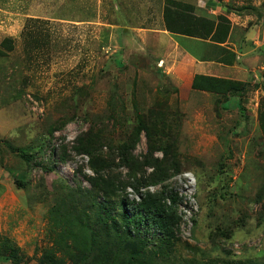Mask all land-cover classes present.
<instances>
[{"label": "rangeland", "instance_id": "374dc122", "mask_svg": "<svg viewBox=\"0 0 264 264\" xmlns=\"http://www.w3.org/2000/svg\"><path fill=\"white\" fill-rule=\"evenodd\" d=\"M182 5L219 21L225 40L189 37L186 56L140 31L165 30L164 9ZM219 5L198 13L178 0H0V264H49L47 255L73 264L82 246L51 211L89 188L86 149L127 180L123 143L133 145L129 164L150 161L143 179L168 174L149 192L166 187L181 199L172 236L148 237V264H264V0ZM196 76L224 82L196 90ZM139 123L149 137L136 139ZM120 202L109 201L116 218Z\"/></svg>", "mask_w": 264, "mask_h": 264}, {"label": "trees", "instance_id": "16d2710c", "mask_svg": "<svg viewBox=\"0 0 264 264\" xmlns=\"http://www.w3.org/2000/svg\"><path fill=\"white\" fill-rule=\"evenodd\" d=\"M189 10H192V7L184 5L179 8L166 7L163 11L165 30L172 34L203 40H225L227 28L219 21L215 24L213 21L195 17L188 12ZM220 19L222 22H228L225 17ZM221 36H223L222 39L219 38ZM198 80H203V83L198 84ZM222 82L224 81L220 79L196 76L192 88L202 91H220L219 85ZM142 131L149 137L148 129L143 123H139L135 132L136 139ZM130 148H133V145L129 146L128 143H123L116 148L120 152L122 163L128 169L127 180L111 177L102 165V159L93 151L91 152V149L84 150L83 152L90 158L89 169L94 174L87 179L89 188H78L67 193L51 211L55 226L62 232L72 235L77 239L76 243L82 246L79 257L73 264L86 263L91 251L95 254L93 264H148L145 251L148 245L153 243L148 240V237L164 242L172 236L174 228L179 224L177 208L181 199L178 194L166 187L155 193L147 190L150 186L162 183L168 174L159 173L156 169L152 179L151 177L143 179L142 168L150 161L145 159L143 163L129 164L125 160V153ZM9 149L27 164L34 160L32 156L16 148L9 146ZM150 149L152 150L151 147ZM132 167L135 168L134 171H131ZM127 188L132 190L138 200H127L124 194ZM142 189L145 190L142 191ZM100 197L101 201H99ZM112 198L121 200L122 209L117 218L109 203ZM43 260L49 264H65L63 260L50 255ZM235 264L260 263L245 260Z\"/></svg>", "mask_w": 264, "mask_h": 264}, {"label": "crops", "instance_id": "0c3cea01", "mask_svg": "<svg viewBox=\"0 0 264 264\" xmlns=\"http://www.w3.org/2000/svg\"><path fill=\"white\" fill-rule=\"evenodd\" d=\"M184 2H189L190 4L194 5L196 7L195 11L198 13H204L206 10V6L209 8H214L215 12L219 11L220 5H219V0H178ZM212 12V11H211ZM201 15V14H199ZM140 30V29H139ZM140 31H146L147 33L151 34L152 39H161V41L164 43H168V47H172L174 50V53L181 55V52L183 54H186L187 56V51L184 49L183 44L188 42V41H193L195 39L185 37V36H180V35H170L168 32H166L162 26V28L159 27H150L147 29H142ZM171 36H175L176 38H173Z\"/></svg>", "mask_w": 264, "mask_h": 264}]
</instances>
